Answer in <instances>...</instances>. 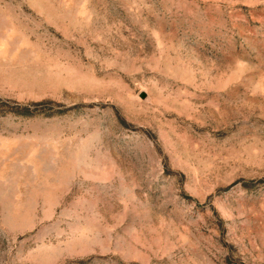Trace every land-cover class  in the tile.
<instances>
[{"label":"rangeland","instance_id":"1","mask_svg":"<svg viewBox=\"0 0 264 264\" xmlns=\"http://www.w3.org/2000/svg\"><path fill=\"white\" fill-rule=\"evenodd\" d=\"M0 264H264V0H0Z\"/></svg>","mask_w":264,"mask_h":264}]
</instances>
